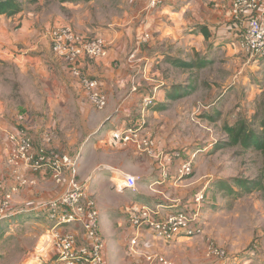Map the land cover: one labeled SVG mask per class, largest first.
<instances>
[{"label":"crops","instance_id":"crops-1","mask_svg":"<svg viewBox=\"0 0 264 264\" xmlns=\"http://www.w3.org/2000/svg\"><path fill=\"white\" fill-rule=\"evenodd\" d=\"M78 1H58L56 9L53 8L56 13L51 21L54 19L56 23L67 22L76 31L88 37H102L108 48L107 56L86 59L81 63L82 72L99 81L106 94L107 103L101 111L96 112L98 122L93 123L91 129L84 130L85 133L82 128L80 129L81 135L77 139L80 147L76 149V154L79 155L77 178L83 183L87 194L93 195L99 212V234L104 243L103 264L134 263L140 259L141 254L150 251L162 254L172 264H213L214 258L208 257L207 245L202 235L179 236L171 241H163L156 238L150 230H136L127 223L126 213L134 206L155 203L164 205L167 209L180 207L187 198V185L183 183V179L172 176L162 179L157 163L151 157L135 151L130 145H123L119 141L118 131L123 129L127 122L137 121L140 117L141 94L130 90L131 77L135 75L141 92L148 94L153 88L156 89L155 104L145 111V133L156 138L158 150L182 147L184 156L192 151L186 137L184 144L177 137L178 126L184 125L182 120L186 121L187 117L192 120V114L199 111V102L193 105L196 96L193 92L202 80L197 74L208 63L215 60L221 63L228 55L238 54L237 38L245 27V19L242 18L237 26L232 24L230 14L232 0H162L155 7H149V0H126L127 7L119 8L114 5L116 10L122 9L120 16L113 14L105 28L93 34L92 28L82 20L77 21L75 16L70 14H75L86 6L83 0ZM44 2L38 0L32 4H23L22 10L11 17L0 15V145H3L4 153L8 134L24 128L36 147L44 144V133L52 132V140L48 147L56 154H71L61 150L68 136L66 124L58 127L57 131L54 124L46 125L33 121L36 117L33 116L34 112L37 111L32 110L31 113L26 107L20 114L16 108L18 99L27 95L21 94L17 85L12 84L11 87L9 84V80L15 83L18 77L15 75L16 71L32 79L36 73L35 66L44 61V57L35 56V53H33L35 57H32L27 52L37 49L34 39L38 31L34 24L38 21L39 15L35 10L44 6L42 12L44 15L49 9L47 5H43ZM98 2L99 0L86 1L91 7L99 6ZM131 4L136 7L132 15L129 13ZM63 12L67 14L66 20ZM83 17L89 18L88 15ZM46 19L47 22L44 20L43 23L50 25V16L48 15ZM144 35H148V39ZM138 43V60H129L128 53ZM235 59L239 62V59ZM51 61L52 59H49L45 62ZM25 66L27 67L24 73ZM59 68L58 85L54 92L60 94L59 99L64 100L65 92L70 91L78 103V113L81 115L88 113L89 109L80 102L84 97L87 104L91 105L87 93L70 75L63 62L59 64ZM67 74L70 77L69 87L73 92L68 89ZM17 80L23 81V77ZM210 81L221 80L206 79V82ZM3 83L6 87L1 86ZM205 85L210 86L208 83ZM185 88L188 90L193 88V91L179 96ZM31 89L34 92L33 86ZM216 91L217 88L210 86L208 95H215ZM43 95L46 93L43 92ZM12 105L15 109L9 108ZM101 121L102 124H99ZM170 126L175 129L174 134L178 135L177 137L173 133L166 135L156 132L157 129ZM137 160L140 162L137 166H140L141 172L130 168ZM178 161L169 167L172 175ZM122 173L137 178L135 199L127 200L126 194L129 190L112 181ZM31 177L36 183L26 186L16 195L20 198L18 202L26 204L28 210L37 211L44 201L64 191L69 173H64L59 184L52 180L49 170L32 173ZM20 210L17 208L16 211ZM78 232L83 238L79 229ZM135 236L136 249L131 253L129 241ZM257 253L255 250L243 260L232 261L239 264H260L264 256ZM232 261L230 264H233ZM49 264L56 263L52 261Z\"/></svg>","mask_w":264,"mask_h":264},{"label":"rangeland","instance_id":"rangeland-1","mask_svg":"<svg viewBox=\"0 0 264 264\" xmlns=\"http://www.w3.org/2000/svg\"><path fill=\"white\" fill-rule=\"evenodd\" d=\"M43 1H45L43 5H47L49 9H56L60 0ZM83 1L86 6L80 8L77 13L70 14L74 15L77 21L82 20L89 28H92L93 34L102 31L113 14L120 16L122 9H118L120 10L118 11L114 5L119 8L127 7L126 0H99L100 8L94 5L91 7L86 3L88 0ZM23 4L25 5L26 2H22ZM43 7L40 6L38 10H35L39 15L38 21L34 24L38 31L37 37L34 39L37 49L27 52L32 57L37 55L44 57V61L35 66L36 73L32 79L26 74L21 75L16 71L17 79L22 76L23 81L15 78L17 81L15 80L13 83L9 80V84L11 87L12 84L13 86L17 85L20 93L27 95L18 99L19 103L16 108L20 114L26 107L30 109L31 113L32 110L37 111L34 112L33 116L36 117H33V121L43 122L46 125L54 124L57 131L58 127L66 124L68 136L65 138L61 150L76 154V149L80 147V143L77 142L81 135L80 129L82 128L84 133V130L91 129L93 123L98 122L96 112L102 109L88 105L83 97L80 102L89 110L88 113L81 115L78 113V103L70 91L65 92L64 100L59 99L58 95L60 94L54 92L58 85V70L62 60L51 49L49 32L56 25L70 24L67 22L56 23L54 19L51 21L56 10L48 9L43 15ZM129 8V13L132 15L136 7L131 4ZM48 15L51 22L50 25H45L43 22L44 20L47 22ZM85 15H88L89 18L83 17ZM63 16L66 20L65 12H63ZM83 18L85 19L83 20ZM237 50L240 55L239 48ZM238 54L228 55L226 60L221 63L215 60L199 70L197 76H201L202 80L199 87L193 92L196 95L193 105L198 102L200 105H209L206 112L196 114L193 121L188 117L186 121L182 120L184 125L178 126L179 136L174 134L175 129L172 126L156 130V132L166 135L173 133L176 137L178 136L177 138H180L179 140L183 144L184 137H186L187 144L198 152L193 172L182 178L183 183L187 185L186 200H192L195 193L204 190L205 201L201 203L204 230L200 235L204 238L206 248L210 243L224 248L230 255V260L231 256L243 260L255 250L258 255L264 256V192L261 190L246 192L244 187H239L234 183L235 179L247 183L256 180L264 182V152L252 146H244L242 138L235 143L232 139L233 132H227V129L237 132L240 127L251 132H259L261 129V121L264 118V57L249 58ZM235 58L239 59V62ZM49 59L52 61L46 63L45 61ZM240 61L241 65H239ZM26 67L23 68L24 73ZM39 70H43V72L41 73ZM67 77L68 89L71 90L68 74ZM207 78L221 81L206 82ZM205 83L217 88L215 95H208L210 86H206ZM1 86L6 87V84L3 83ZM31 86H33L34 92ZM43 92L46 95H43ZM10 107L15 109L14 105ZM163 115L167 114L163 113ZM100 128L102 127L100 126ZM244 135L245 131L242 136ZM4 160L3 145H0V179L7 180L9 168ZM139 163L137 160L130 168L141 172L142 169L137 166ZM114 178L112 181L115 183L117 177ZM10 181L6 183V187ZM135 197V192L127 191V200L135 199ZM18 199L20 201L19 196H13L11 214L0 219V264H49L54 260V251L48 234L50 223L46 213L42 210L30 211L27 205L18 202ZM16 207L21 210L17 212ZM134 249H136L135 246ZM129 251L133 253L131 250ZM132 264H143V260L140 257ZM260 264H264V260Z\"/></svg>","mask_w":264,"mask_h":264},{"label":"built area","instance_id":"built-area-1","mask_svg":"<svg viewBox=\"0 0 264 264\" xmlns=\"http://www.w3.org/2000/svg\"><path fill=\"white\" fill-rule=\"evenodd\" d=\"M161 1L149 0L148 5L155 7ZM230 14L234 26H237L242 18L246 21L237 38L239 51L249 58L264 57V0H232ZM144 37L148 39V35ZM49 39L52 51L87 93L91 105L96 109H103L107 103L106 94L96 78L82 72L81 63L86 59L107 56L105 40L99 36L88 37L68 24L52 27ZM138 51L139 43L128 53L127 58L138 60ZM130 82L131 92L141 94L140 117L137 121L127 122L124 128L118 131L119 141L151 157L157 163L162 179H168L170 176L177 179L187 177L193 172L198 152L192 150L184 156L182 155L184 148L157 149L155 138L145 133V111L155 104L156 89L153 88L151 93L144 94L137 84L135 75H132ZM198 108L199 111L192 114V120L196 114L207 110L209 105L201 104ZM52 136V132L44 133V144L36 147L24 128L8 134L4 163L9 168V173L7 180L0 179V219L11 214L13 196L26 186L36 183L31 177L32 173L49 170L52 180L59 184L64 173L68 172L69 178L64 191L39 206V209L46 213L50 223L48 234L54 251L53 261L56 264H103L104 243L99 234V212L93 195L87 194L83 183L77 178L79 155L56 154L48 147ZM176 160L179 161L176 162L172 175L169 167ZM115 184L136 192L137 178L122 173L116 178ZM193 196L192 200H186L180 207L171 209L155 203L131 207L126 213L127 221L134 229H148L156 238L163 241H171L179 236H198L204 230L201 203L205 201V192L198 191ZM78 229L83 238L80 237ZM136 238L135 236L129 241L132 252L137 243ZM207 255L214 258L213 264H228L235 259L231 256L230 260L226 249L212 243L207 247ZM141 258L143 264H172L157 252H145L141 254Z\"/></svg>","mask_w":264,"mask_h":264},{"label":"trees","instance_id":"trees-1","mask_svg":"<svg viewBox=\"0 0 264 264\" xmlns=\"http://www.w3.org/2000/svg\"><path fill=\"white\" fill-rule=\"evenodd\" d=\"M37 1L38 0H0V15L11 17L19 13L22 10V2L32 4ZM60 1L63 2V1H68V0H60ZM192 91H193V88H189V90L185 88L183 89V92L179 94V96L190 94ZM244 131H245V135L242 136ZM227 132L228 133L233 132L232 139L235 143L238 142L242 138V142L244 146L246 147L252 146L264 152V118L261 121V129L259 132H251L249 130H245L243 127H240L237 132H234L233 129H227ZM234 183L237 184L239 187L240 186L244 187L246 192H251L254 190H261L262 192H264V182H261L258 180L247 183L245 181H239L238 179H235ZM220 186H223V184H220ZM229 188H231L230 185H229Z\"/></svg>","mask_w":264,"mask_h":264}]
</instances>
